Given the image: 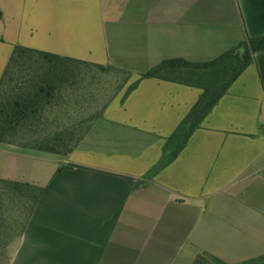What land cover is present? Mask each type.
<instances>
[{"label":"crops","instance_id":"crops-1","mask_svg":"<svg viewBox=\"0 0 264 264\" xmlns=\"http://www.w3.org/2000/svg\"><path fill=\"white\" fill-rule=\"evenodd\" d=\"M263 36L264 0H0V80L16 46L128 71V87ZM125 92L68 157L0 144V181L43 189L9 264L264 257V51L167 165L202 91L154 78Z\"/></svg>","mask_w":264,"mask_h":264},{"label":"trees","instance_id":"trees-1","mask_svg":"<svg viewBox=\"0 0 264 264\" xmlns=\"http://www.w3.org/2000/svg\"><path fill=\"white\" fill-rule=\"evenodd\" d=\"M261 51L264 36L248 38L213 61L166 60L142 75L140 80L161 79L202 91L196 105L168 139L164 165L181 154L195 131ZM98 74L108 75V87L112 89L105 88L103 96L110 94V98L96 113L101 80ZM131 78L132 73L115 67L16 46L0 80V144L64 157L72 155L104 121L106 111L123 91L126 89L124 101L138 87L140 80L127 87ZM0 193V227L7 210L9 218L15 217L8 242L0 243L1 262L10 241L17 240L25 231L43 189L0 181ZM1 236L4 238L5 233L0 229ZM194 264L226 263L204 253ZM245 264H264V257Z\"/></svg>","mask_w":264,"mask_h":264},{"label":"rangeland","instance_id":"rangeland-1","mask_svg":"<svg viewBox=\"0 0 264 264\" xmlns=\"http://www.w3.org/2000/svg\"><path fill=\"white\" fill-rule=\"evenodd\" d=\"M98 76L101 77V80L99 81L100 85L98 84L100 89L97 90V93H98L97 97L100 98V99H99V101L97 103H95V112L96 113H97V111H101L102 110L103 106L105 105L107 100H109V98H110V94H107V95L103 96V94L106 93V92H104L105 88L112 89V86H111V88L108 87V82H109L108 81V75H106V74H98ZM109 80H111V79H109ZM102 125H103V122H100L96 126L94 131H97L99 128H101ZM4 208H7V206L4 207ZM7 211L5 212L6 214L4 215L5 216V220L2 221L1 227H0V229L3 231V233H5V237L3 238L2 236H4V235H2L1 238H0V243L1 244L5 243V242H8V240H9L7 238V235L9 233L8 231H11L13 229V227L15 228V217H14V220H12L11 217L9 218V216H8L9 213ZM23 213L25 214L24 217L26 218L27 217V211L25 210V212L23 211ZM15 241L13 240V241H10V242L14 243ZM9 256H10L9 253L6 250L5 253L2 256V260L3 261H1L0 264H7V261L9 260Z\"/></svg>","mask_w":264,"mask_h":264}]
</instances>
